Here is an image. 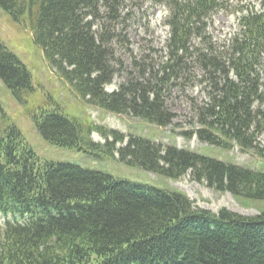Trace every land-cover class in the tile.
<instances>
[{
  "label": "trees",
  "instance_id": "16d2710c",
  "mask_svg": "<svg viewBox=\"0 0 264 264\" xmlns=\"http://www.w3.org/2000/svg\"><path fill=\"white\" fill-rule=\"evenodd\" d=\"M241 1V0H237ZM167 11L164 60L117 54L115 30L127 5ZM223 0H0L13 21L28 19L49 64L84 103L155 127L172 123V88L203 84L189 98L197 127L184 131L209 145L263 150L264 10L243 11L239 31L221 45L208 31ZM120 71L126 80L105 89ZM0 79L23 101L32 91L26 65L0 42ZM59 146L106 152L123 164L174 180L189 173L233 197L264 199V171L164 144L57 109L31 117ZM97 132L104 142L94 141ZM119 144V146H117ZM0 264H264V211L254 216L201 208L181 190L120 178L73 162L41 159L0 102Z\"/></svg>",
  "mask_w": 264,
  "mask_h": 264
},
{
  "label": "rangeland",
  "instance_id": "374dc122",
  "mask_svg": "<svg viewBox=\"0 0 264 264\" xmlns=\"http://www.w3.org/2000/svg\"><path fill=\"white\" fill-rule=\"evenodd\" d=\"M243 11H263L264 0H223V7L215 13L208 22V31L216 43L222 44L239 31V16ZM120 23L116 32L127 44L128 50L119 44L117 54L129 67L133 57L152 58L156 66L164 60L165 43L169 36L166 25L168 15L164 7L144 2L139 6L127 5L121 11ZM13 21L0 8V42L26 65L31 73L32 91L25 94L24 100L15 98L0 79V102L3 109L22 131L26 140L41 159L54 162H73L88 169L99 170L120 178L150 183L162 188H174L186 193L195 205L218 212L222 207L231 211L254 216L264 211V199H249L242 196L233 197L228 192H219L207 186L206 182L192 180L187 173L178 180L164 178L121 163L106 152L91 153L70 147H59L44 140L37 132L32 114L40 109H57L60 112L75 117L85 123L94 122L106 128L116 129L124 134H138L160 141L164 144H175L198 153L206 154L224 161H232L242 166L264 171V133L258 138L260 153L257 150L241 151L236 145L222 148L200 141L196 136L187 137L184 131L197 127L194 112L189 98L200 102L205 97L203 84L194 85L181 92L172 88L167 97L168 108L175 113L172 123L166 127H155L143 123L139 118L115 114L104 109L87 105L82 101L75 89L62 78L45 58L42 48L33 40L28 19ZM126 80V74L120 71L106 85L107 91L115 90L118 84ZM262 89L264 90V71L262 72ZM92 139L104 142L97 132L92 133ZM119 146V144H117ZM3 219L0 217V222Z\"/></svg>",
  "mask_w": 264,
  "mask_h": 264
}]
</instances>
